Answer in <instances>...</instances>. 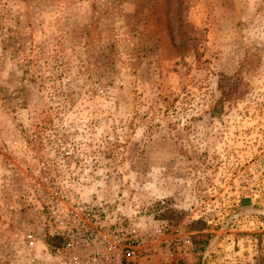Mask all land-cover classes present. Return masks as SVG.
Instances as JSON below:
<instances>
[{"label": "rangeland", "instance_id": "374dc122", "mask_svg": "<svg viewBox=\"0 0 264 264\" xmlns=\"http://www.w3.org/2000/svg\"><path fill=\"white\" fill-rule=\"evenodd\" d=\"M141 258L264 264V0H0V264Z\"/></svg>", "mask_w": 264, "mask_h": 264}, {"label": "built area", "instance_id": "2783aa9c", "mask_svg": "<svg viewBox=\"0 0 264 264\" xmlns=\"http://www.w3.org/2000/svg\"><path fill=\"white\" fill-rule=\"evenodd\" d=\"M91 236H92V233H91ZM128 257H136L137 255H136V250L135 249H130V250H128ZM75 261H77V262H80L79 260H78V258H75Z\"/></svg>", "mask_w": 264, "mask_h": 264}, {"label": "crops", "instance_id": "0c3cea01", "mask_svg": "<svg viewBox=\"0 0 264 264\" xmlns=\"http://www.w3.org/2000/svg\"><path fill=\"white\" fill-rule=\"evenodd\" d=\"M138 262L140 264H155V261L153 259L152 260H148V259H145V258H141Z\"/></svg>", "mask_w": 264, "mask_h": 264}, {"label": "trees", "instance_id": "16d2710c", "mask_svg": "<svg viewBox=\"0 0 264 264\" xmlns=\"http://www.w3.org/2000/svg\"><path fill=\"white\" fill-rule=\"evenodd\" d=\"M224 90V89H223ZM226 91V90H225Z\"/></svg>", "mask_w": 264, "mask_h": 264}]
</instances>
